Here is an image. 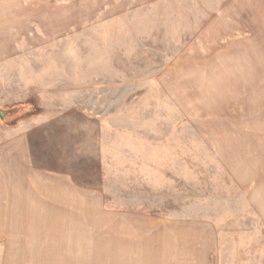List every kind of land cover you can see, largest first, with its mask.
<instances>
[{"label":"rangeland","instance_id":"rangeland-1","mask_svg":"<svg viewBox=\"0 0 264 264\" xmlns=\"http://www.w3.org/2000/svg\"><path fill=\"white\" fill-rule=\"evenodd\" d=\"M0 108V264H264V0H0Z\"/></svg>","mask_w":264,"mask_h":264},{"label":"crops","instance_id":"crops-1","mask_svg":"<svg viewBox=\"0 0 264 264\" xmlns=\"http://www.w3.org/2000/svg\"><path fill=\"white\" fill-rule=\"evenodd\" d=\"M165 227L171 234L175 235L176 254H160L158 261H151L155 256L150 255L148 260L145 257L142 258V261L134 260V264H215V260L208 254L210 246H214L215 238L214 233L211 232H214V230L208 223L185 222L180 225L170 223ZM180 227H183L184 231L181 237L180 234L177 235ZM180 243L181 247H178L177 245H180Z\"/></svg>","mask_w":264,"mask_h":264},{"label":"water","instance_id":"water-1","mask_svg":"<svg viewBox=\"0 0 264 264\" xmlns=\"http://www.w3.org/2000/svg\"><path fill=\"white\" fill-rule=\"evenodd\" d=\"M12 113V109H4L0 108V119H4L7 116H10Z\"/></svg>","mask_w":264,"mask_h":264}]
</instances>
